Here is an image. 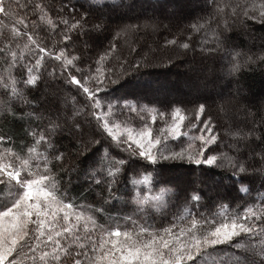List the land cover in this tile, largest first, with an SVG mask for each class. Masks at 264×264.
I'll use <instances>...</instances> for the list:
<instances>
[{"label":"snow or ice","instance_id":"snow-or-ice-1","mask_svg":"<svg viewBox=\"0 0 264 264\" xmlns=\"http://www.w3.org/2000/svg\"><path fill=\"white\" fill-rule=\"evenodd\" d=\"M188 4L141 20L138 0H0V264H264V127L221 131L201 94L219 64L245 101L264 0ZM141 31L173 55H116ZM189 52L194 111L148 100L147 70Z\"/></svg>","mask_w":264,"mask_h":264},{"label":"rangeland","instance_id":"rangeland-1","mask_svg":"<svg viewBox=\"0 0 264 264\" xmlns=\"http://www.w3.org/2000/svg\"><path fill=\"white\" fill-rule=\"evenodd\" d=\"M138 0V5L135 10V14L141 15V20L146 16H161L166 11H171L174 8H180L185 14L192 13L196 15V12L192 11V7L188 4V0H171L169 3L161 5L158 7L151 6L146 3H141ZM188 4V6H185ZM201 6H203V0H200ZM203 14V13H199ZM169 36L167 32H151V31H141L139 32L131 43V47L136 49L137 54L132 57L138 58L140 55H149L156 58H163L173 55L170 49L163 48L164 37ZM170 38V37H169ZM243 41V38H242ZM249 46L252 43L246 42ZM129 45V44H128ZM256 46V45H255ZM193 59L199 61L201 56L198 52L188 53L187 56L181 57L174 61V64L169 67L149 69L147 71L151 72V76H144L141 78L140 83L146 87H151L152 91L147 97L152 101L167 102L171 100L185 101L188 108L194 111V106L188 104L189 101H195L197 99L198 93L195 91H189L187 88L183 87L185 80V72L188 66V62ZM222 63V61H221ZM145 71V70H143ZM262 85V86H261ZM261 86V87H260ZM259 87L260 94L258 96L251 95L249 92L242 88L243 95L247 101L246 109L242 104L237 105L232 99L233 93L236 88V83L233 82L232 78L227 76L224 71L216 64V72L209 81V87L206 90H202V95L207 96L208 112L214 117L220 130L223 129H236V128H246L251 127L255 120L252 119V111L257 106H261L260 101L264 97V79L260 82ZM258 87V88H259ZM45 92L40 93V97L43 101V96ZM47 105L42 102V106ZM257 105V106H256ZM48 106V105H47ZM252 110V111H251ZM260 125V123H255ZM72 180L79 184L82 182L85 185V181L81 178L77 180L75 174H72Z\"/></svg>","mask_w":264,"mask_h":264},{"label":"trees","instance_id":"trees-1","mask_svg":"<svg viewBox=\"0 0 264 264\" xmlns=\"http://www.w3.org/2000/svg\"><path fill=\"white\" fill-rule=\"evenodd\" d=\"M170 1L171 0H140L139 2L146 3V4H149L151 6H155V7H158V6L161 7V5L167 4ZM21 2L23 3L24 0H21ZM73 2H76V0H73ZM157 4H161V5H157ZM256 29L257 30L255 33V36H256L255 41H248V42L252 43V44L254 43L256 45V47L258 48L261 44L260 37L262 35H264V33H261L259 25L256 26ZM41 35H43V33H41ZM131 43H133V41ZM244 43L245 42L241 40V46L242 47L244 46ZM117 44H118V50H117L116 55H123V56H126L128 59H132V57L135 56L138 52V51L131 52L130 46L122 40L117 41ZM189 53H191V52H189ZM88 58H91V55ZM49 63L51 64L54 62L50 61ZM142 71H143V69H142ZM263 79H264V68H253L251 70L245 71L241 75V77L239 79V85L241 88L244 87V89H246L249 92V94L258 96L260 94L259 93L260 90L262 89V88H260L262 85L259 87V84L261 81H263ZM44 90H45V84L43 82H41L40 90L39 91H33L32 95L38 97V95H40V93L45 92ZM245 102L246 103H243V104H245L243 106V109H246L247 101H245ZM260 103H262L261 106L256 105L257 107L254 108L253 111L251 110L252 111V119L255 120V123H260V126L264 127V97L260 101ZM43 107H48V106L44 105ZM189 110L192 111L190 108H189ZM127 119L136 125H139L141 123L139 121V119L132 114H128ZM13 127L15 128V130L17 132L20 131L18 126L14 125ZM25 127H26V125H25ZM184 130L189 131V129H187V128ZM69 194L71 197L76 199L77 202H80L82 195L86 196L88 202L92 201L95 198L94 193H87L85 191V185L82 182H79V184H77V183H75V180H72V184L70 185ZM253 195H255V193H253ZM98 220L101 223L104 222L103 218H101L99 216V214H98Z\"/></svg>","mask_w":264,"mask_h":264}]
</instances>
